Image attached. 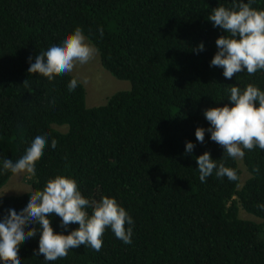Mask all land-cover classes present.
Here are the masks:
<instances>
[{
    "label": "trees",
    "instance_id": "16d2710c",
    "mask_svg": "<svg viewBox=\"0 0 264 264\" xmlns=\"http://www.w3.org/2000/svg\"><path fill=\"white\" fill-rule=\"evenodd\" d=\"M232 3L0 0V187L12 174L3 170V160H18L37 135L48 139L35 175L26 180L30 191L0 197V220L8 209L19 213L50 178L64 175L90 201L114 197L134 222L131 244L108 227L100 251L81 245L56 261L34 255L38 232L20 245L21 264H264V150H244L248 176L239 185L236 160L211 133L205 131L204 143L195 136L197 127H210L205 109L232 106L231 86L243 90L252 83L264 91V69L227 79L222 67L210 66L216 39L226 33L208 18L213 8ZM251 6L264 10V0ZM77 27L97 49L101 67L129 82L101 105H84L79 81L70 92L74 77L68 73L49 81L28 72L29 57L34 63ZM201 42L204 50L194 51ZM52 139L58 141L55 149ZM187 142L195 145L191 153ZM205 151L238 179L214 171L202 183L196 157ZM238 208L259 221L239 218ZM49 218L54 232L78 228L70 224L65 230L59 216Z\"/></svg>",
    "mask_w": 264,
    "mask_h": 264
},
{
    "label": "clouds",
    "instance_id": "9594fccd",
    "mask_svg": "<svg viewBox=\"0 0 264 264\" xmlns=\"http://www.w3.org/2000/svg\"><path fill=\"white\" fill-rule=\"evenodd\" d=\"M251 2L233 0L230 8H213L208 18L213 27L226 33L216 39L218 51L210 66L222 67L227 79L245 70L253 75L264 69V10L253 8ZM98 31L103 37V28ZM203 50L204 44L201 42L194 51ZM96 52L97 49L86 42L83 30L77 27L66 34L58 45L41 51L34 63L29 57L28 72L41 74L51 81L55 76L72 72L77 63L86 64ZM77 86L78 80L72 78L68 90L74 91ZM228 91L232 106L225 104L223 107L205 109L203 115L210 127L196 128L197 141L204 143L207 131L211 133L210 139L223 148L227 157L233 159L243 158L244 150H253L257 146L264 150V91L252 83L243 90L231 86ZM47 143V134L37 135L18 160H3V170L13 174L27 172L34 176L35 163L42 157ZM57 143L56 139H52L51 147L55 149ZM194 147L192 142H187L186 153H191ZM196 162L202 183L214 171L217 177L226 176L230 181L238 179L234 169L226 167L223 162L218 164L208 151L196 157ZM260 207L264 210V205ZM88 208L92 209L91 215ZM52 214L61 218L63 229L67 230L70 224H78V228L67 235L54 232L49 218ZM133 223L132 217L114 197L104 196L99 202L90 201L82 195L73 178L57 175L47 181L43 190L29 194L26 206L19 213L15 209H8L7 215L0 220V261L3 264H21L20 245L34 238L38 232L39 246L38 251L34 250V255L42 254L46 261L65 258L70 249L81 245L100 251L102 236L108 227L124 244H131ZM126 224L129 225L127 228Z\"/></svg>",
    "mask_w": 264,
    "mask_h": 264
},
{
    "label": "rangeland",
    "instance_id": "374dc122",
    "mask_svg": "<svg viewBox=\"0 0 264 264\" xmlns=\"http://www.w3.org/2000/svg\"><path fill=\"white\" fill-rule=\"evenodd\" d=\"M68 74L76 78L83 86L84 105L86 107L104 104L107 97L112 93L129 88V82L127 80L114 78L101 67L97 52L86 64L77 63L72 72ZM53 127L58 128L59 130L65 129V126L53 125ZM235 160L239 170L240 185L248 176V173L242 164L241 158H235ZM28 176L29 174L27 172L17 174L12 173L6 182L0 187V197L17 195L30 191V185L26 181ZM238 217L256 222L259 221L258 218L243 211L241 208H238Z\"/></svg>",
    "mask_w": 264,
    "mask_h": 264
}]
</instances>
